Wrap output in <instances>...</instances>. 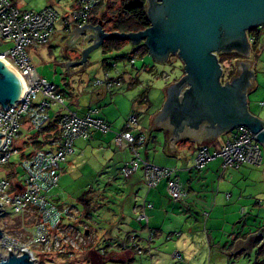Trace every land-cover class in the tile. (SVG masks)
<instances>
[{
  "label": "rangeland",
  "instance_id": "obj_1",
  "mask_svg": "<svg viewBox=\"0 0 264 264\" xmlns=\"http://www.w3.org/2000/svg\"><path fill=\"white\" fill-rule=\"evenodd\" d=\"M71 1L13 0V3L22 10L31 8L40 10L48 5H52L63 15L70 10ZM62 29L63 23L62 19H60L56 24L57 32L48 44L38 49L30 48L28 50L31 63L37 74L60 89L68 105L78 107L79 104L85 105L91 103L89 106L99 110L98 117H103L104 113L109 112L110 115L116 118L115 120L119 124L122 121H127L131 115L135 114L139 116L140 128L148 135V139L161 138L163 132L152 128L153 120L166 100L168 86L183 76V61L175 54L171 55L167 62H158L149 53L140 52L142 45H134L130 41H125L120 48L111 51L104 50L103 46L95 49L90 53L85 67L70 65L69 63L76 62L81 58L82 51L87 47L89 42L86 43V41L81 39L75 43V47L73 48L72 39H68L67 33L63 32ZM221 54L224 53H220L219 58L222 56ZM229 54L233 55V61L228 60L221 63L224 69L223 82L227 81L230 69H237V60H242L243 58L239 54H234V52ZM132 56L136 58L134 66L129 61V57ZM109 64L112 65V67L107 69L110 76L122 78V87L113 91L106 89L104 86L95 87L94 85L96 79H103L105 77V67ZM255 67V73L259 74V82L262 87L249 97V108L260 117H264V107L261 106V103L264 101V55L258 58ZM100 93H103L104 97L96 99L92 103L93 97H96ZM73 95L74 101L72 102L70 96ZM40 99L41 96L37 95L35 100L39 101ZM75 101L79 102V104ZM51 114L54 116V109L51 110ZM112 124L115 128H119L117 127L119 125H116L113 121H111V127ZM28 130L26 128L22 130L20 137L15 141V146L21 149L22 153L14 155L11 159L12 163H16V165H12L14 171L11 172L8 166H0V177H6L12 185L16 182V174L18 176L23 173L22 168L18 166L22 154H28L37 146L36 140L39 139L38 135L33 130L29 131L28 134ZM89 143V140H79L76 143L77 147L84 150L89 149V151H86L87 153L84 156H80V160L77 163L71 164L70 160L66 162L60 174L59 187L55 189V192L62 193L61 199L63 202L77 209V227L89 236V246L84 248L82 252H77L74 259L58 255H39L40 264H83L85 258L91 256L93 257V260L90 259L92 263L84 264H124L122 263L123 260L117 262V255L113 258L107 256L106 259L98 255L101 254L100 249L109 242L119 243L123 240L129 242L128 237L130 235L128 236L124 232V225L122 219H120L123 210H125V214L130 216L128 218L133 219L139 227L147 228L146 235H142V237L146 240L149 239L148 225L145 222L140 224L137 220V213H133L136 211V204H141L143 198H139V201H134V194L132 193L131 186L128 185L130 178L118 175L116 163L111 164L108 160L99 163L96 155L100 154L99 152H95L94 155H90L92 149L90 150ZM153 144L154 142L151 141V145ZM143 149L144 147L139 150L142 156L148 159L145 157ZM149 152L150 156L153 155L151 148ZM252 170L258 171L257 168L252 166L230 167L226 170L227 177L230 174L235 179H240L239 176L241 174V177H243L241 178L242 180L231 181L233 183L232 188L224 191V194L228 192L232 193L233 187H237L236 193H232V199L227 200L231 201V203L227 202L228 206L218 208V211L214 215H211L214 227L209 225L210 222L207 225L209 216L204 211V206H206L204 199L197 196L191 198V202H197L195 205H190V210L193 212V215L190 216V213L186 212L187 205L182 200L175 201L167 192H162L159 195V200L154 205L153 211L160 212L163 215L162 219L165 218V211L169 212V221L165 222L167 226L163 225L162 234L158 238L154 236L155 240L151 245L154 257L151 258L150 254L146 251L148 244L144 246V242L143 244L137 242L140 247L145 248V251L142 254H134L135 259L131 264H219L223 261H226L225 264H253L259 257L257 253L258 247H255L250 253L244 252L227 257L226 254L230 252H223L219 247H215L214 249L209 244L208 236L209 233H212L211 231H215L218 232L220 238L226 237L227 233L225 232L228 230L231 232L233 227H239L245 220L248 222L247 229L252 228L256 230L257 226H260V223L264 224V194L256 195L258 186L261 183L257 180H245ZM140 174L141 170L136 173L137 176H140ZM218 177H215L213 184L216 183ZM212 182L213 180L211 179L206 182V185L208 184L210 188L205 190H215L211 187L213 186ZM235 183L238 186L234 185ZM85 194L89 200L88 206L81 201V197ZM244 199L250 201L251 204L245 205L243 202H236L240 200L244 201ZM248 201L245 203L248 204ZM225 207L228 208L226 209ZM242 209H245L244 213H242ZM206 210L210 214L212 213L208 205ZM9 211L11 212L12 210L9 209ZM150 212L151 210H149V214ZM226 216L229 218L227 219ZM22 222L27 223L28 220L17 216L5 221L0 220V225H4L8 231L16 232L18 224ZM227 222L230 223L227 224ZM173 230L179 231L183 235L181 237H177L176 233L170 235ZM195 232L198 238L200 236L199 240H189V243L185 244V246L181 245L183 239L188 238L191 233ZM168 234L172 236L170 239H167ZM132 235L135 236L136 234L131 233ZM178 249L182 252L183 256L180 260L173 259L172 257V254Z\"/></svg>",
  "mask_w": 264,
  "mask_h": 264
},
{
  "label": "built area",
  "instance_id": "obj_2",
  "mask_svg": "<svg viewBox=\"0 0 264 264\" xmlns=\"http://www.w3.org/2000/svg\"><path fill=\"white\" fill-rule=\"evenodd\" d=\"M105 0H74L72 9L61 15L54 6L48 5L41 10H22L13 0H0V59L9 63L22 77L25 92L16 105L6 108L0 104V166L14 169L11 159L22 153L15 146L25 128L38 135L36 148L28 154L23 153L20 166L21 175L16 174V182L12 185L6 177H0V220L23 217L27 223H19L16 232L8 231L0 225V258L10 256V250L16 256L27 251L33 264H40L39 255H58L74 259L77 252L89 246V236L77 227V209L63 202L60 192L55 189L60 184V174L68 158L76 152V141L89 139L94 132L113 133L115 144L128 147L131 158L120 169V175L129 178L139 170L143 171L144 182L148 189L155 188L163 180L169 196L175 200H183L186 191L175 167L160 166L145 159L140 150L148 142V135L140 128L139 116L131 115L123 130L113 131L110 124L97 116L99 110L88 108L80 114L66 103L64 94L46 79L39 76L29 57L30 48H38L48 44L56 32V24L62 19L66 31L82 27L90 22L94 8ZM130 64H136L134 56L129 58ZM95 87L104 86L113 91L122 87L121 77H111L108 70L103 79H96ZM37 95L41 96L36 101ZM264 106V102L261 103ZM57 108L55 118L58 119L59 135L50 136L48 129L53 121L51 110ZM264 123V120H263ZM221 158L223 169L251 165L259 167L264 163L262 145L255 134L247 126H238L217 150H211L202 144L195 156L194 167L202 170L216 158ZM229 196V195H228ZM153 204L143 198L136 204L135 212L138 222L148 225L147 210ZM9 209L12 211L10 212ZM76 210V211H75ZM154 231H149L147 253L151 258V246ZM127 241L113 243L123 249L130 244L135 246L138 254L145 248L137 244L136 237ZM69 252V254H65ZM104 254L105 249H100ZM173 259H181L179 251L172 254Z\"/></svg>",
  "mask_w": 264,
  "mask_h": 264
},
{
  "label": "water",
  "instance_id": "obj_3",
  "mask_svg": "<svg viewBox=\"0 0 264 264\" xmlns=\"http://www.w3.org/2000/svg\"><path fill=\"white\" fill-rule=\"evenodd\" d=\"M147 14L150 26L137 32H108L101 22L76 27L73 38L83 37L89 43L81 58L69 64L85 67L90 53L110 39L144 45L161 63L176 54L183 61L184 74L168 86L154 119L156 127L168 122L173 127L171 141H175L182 133L212 138L247 126L264 148V119L250 110L248 101L256 75L252 62L246 60L255 45L249 33L264 26V0H147ZM231 52L243 58L236 62L238 74L223 82L219 54ZM24 92L20 74L0 59V104L4 108L16 105ZM256 238L264 239V227L246 241L239 239L231 252L246 249L250 253ZM23 252L16 256L10 250L0 264H33L31 254Z\"/></svg>",
  "mask_w": 264,
  "mask_h": 264
},
{
  "label": "crops",
  "instance_id": "obj_4",
  "mask_svg": "<svg viewBox=\"0 0 264 264\" xmlns=\"http://www.w3.org/2000/svg\"><path fill=\"white\" fill-rule=\"evenodd\" d=\"M71 2H72V4L70 5L71 6L70 10L73 7L74 0H72ZM27 10H36V9L31 8V9H27ZM68 12L64 13L63 15L67 14ZM89 23H91V22H89ZM74 29L75 28H71L68 31H66L64 29V27L62 29L63 32L67 33L68 39L69 38L72 39L73 48L75 47V43L77 41L81 40V38H82V37H78L77 39L73 38V36H75ZM260 30H261V35L258 39V42L256 45L253 46L250 57H248L246 59V60H249L252 62L251 68L254 71L256 69L255 66L257 64L258 58L264 55V26L261 27ZM56 32H57V30H56ZM250 37L253 38L252 36H250ZM38 48H40V47H38ZM38 48H35V49H38ZM255 75L256 76H255L254 86H253V89L250 90L248 93V99L250 96L254 95L257 92V90H259L262 87L261 83L259 82V74L255 73ZM73 97H74V95L70 96L72 102L74 101ZM103 97H104L103 93L98 94L96 97H93L92 103H94L96 101V99H100V98L102 99ZM75 102H77V101H75ZM77 103L79 104V102H77ZM89 105H91V103L85 104V105L79 104L78 107H76L74 105L73 106L69 105V106L71 109L82 114L88 108H93ZM56 111H57V108L54 109V116H55ZM252 112L254 114L258 115L256 112H254V111H252ZM54 116H53V121H52V123L48 129L50 136L59 135L58 119L55 118ZM100 118L104 119L105 121L107 120V122H109L110 125H111V121H113L116 125L118 124L119 126H117V127H119V128H115L112 124L111 128L113 131L114 130L115 131L123 130V128L125 126V122H126V121H124V122L122 121L119 124V122L117 120H115L116 118L114 116L110 115L109 112L104 113L103 117H100ZM261 118L264 119V117H261ZM152 128L155 130H161L163 132L162 133L163 136L161 138L156 137L153 140L148 139V142L143 149L145 151V155H146L145 157H147L151 162H153L157 165L177 168L178 176L180 177V180H181L183 187L186 191V195H185L184 199L182 200V202L187 205V211L186 212L187 213L189 212L190 216L193 215L192 210H190V208H191L190 205H195V203L197 201L191 202L192 197L197 196L198 198L204 199V202L206 204V206H204V211H205V214L207 216H209L208 220H207V225L210 222L209 225H211V227H214V224H212L211 215H214V213H216L218 211L217 210L218 208L228 206L227 202L231 203V201H227V200L232 199V197H233L232 193H236L237 187H233L234 189H232L233 190L232 193L228 192V193L224 194V191L229 189V188H232V186H233L232 182L242 180L241 178L243 176L241 177V175H242L241 174L239 176L240 179H237V178L235 179L232 176V174H230L229 177H227V175H226L227 171L226 170L228 168L223 169L222 160L219 157L212 160L211 162H209L206 165V167L202 170H198L194 167V161H195L196 152L202 144L208 145L211 150H217L222 145V143H224L227 139L232 137L233 131H229V132H226L222 135H219L217 137H212V138H205L204 133L198 134V135H189V134L182 133L181 138H179L175 141H171V138L173 137V127L168 122L163 123L162 127H156L154 120H153ZM79 140H89L90 150L92 149L91 150L92 152L90 155H94L95 152H99L100 155H96V159L99 163H101L102 161H105V160H108L109 162H111V164L116 163L117 173L119 176H121L120 175V169L124 165V163L127 162L131 158V151L128 147L117 146L115 144L114 134L112 132L108 133V134H103L99 131H96V132H94L92 137H90L89 139H79ZM79 140H77L76 143ZM151 141L154 142L153 145H151ZM76 143H75V145H76ZM150 148L152 149V152H153V155H151V156H150V152H149ZM86 151H89V149L84 150V149H81L80 147H77V145H76V152H75V154L71 155L68 158V161L70 160L69 162L71 164L77 163L80 160V156H84L87 153ZM242 166H251V165L245 164V165H241V166L236 167V168H240ZM252 167H255L258 169V171H256L257 173L253 170L250 171L248 174V177L245 180L246 181L257 180L261 183V185L258 186V190H257V194H256L258 196L260 194H264V185H263L264 183H262L264 181V163L259 167H256V166H252ZM258 175H260V177H258ZM217 176H219L218 180L216 181L215 184H213L215 181V177H217ZM129 178H130V181H128V185L131 186L132 193L134 194V201L135 202L139 201V198H146L149 202H151L153 204V207L147 210V214L149 216V223H148L147 227H148V231L154 230L156 232L155 238L156 237L158 238L163 232V230H162L163 225L164 224L166 225L165 222L169 221V218H168L169 212L165 211V213H166L165 218L162 219L163 215L158 211H153V209H154L155 203L159 200V195H161L162 192L163 193L167 192V194H168L167 187H166V181L163 180L155 188L148 189L147 185L144 182L142 170H141L140 176H137L135 173L134 175H132ZM210 179L213 180V182H212L213 186H211V187H213V189H215L214 191L205 190L207 188H210V187H208V184L206 185V182H208ZM234 185L238 186L237 183H235ZM145 191H146V193H145ZM206 191H208V192H206ZM202 194H204V195H202ZM140 195H142V196L140 197ZM198 198H197V200H198ZM246 201H248V200L244 199V201L240 200V201H236V202L237 203L243 202L245 205L251 204L250 201H248V204H246L245 203ZM255 204H257V203H255ZM207 205L210 207V209L212 211L211 214L209 212H207V210H206ZM230 205L232 206V204H230ZM133 208H134V206H133ZM195 208H197V207L195 206ZM225 208L227 209L228 207H225ZM149 210H151L150 214H149ZM244 212H245V209H242V213H244ZM133 213H136V212L134 211ZM185 215H186V213H185ZM128 217H130V216L125 214V210H123L121 213L120 219H122V222L124 225V229H123L124 232H126L128 234V236L129 235L131 236V233H134V235L136 234L135 237L138 238V242H140L142 244L144 242V246L145 245L147 246V244H149L148 240H146L145 238L142 237V235H146L147 228L141 227V226L139 227V225H137V223H135V221L133 219L131 220ZM226 218H227V216H226ZM160 220H161V222H160ZM196 220H197V218H196ZM228 223H230V222H227V224ZM247 225H248V222H247V220H245L244 223L242 225H240L239 227H233V230L231 232H230V230L225 232V233H227V236L226 237L223 236L222 238H220V236L218 235V232L211 231L212 233L208 234L209 244L211 246H213L214 249H215V247H219L223 252H226V253L230 252V253L226 254L227 257H231L232 255L242 254V253L246 252V249H242L239 252H237L236 254L231 252L235 247V243L239 239L246 241L251 234L257 233L259 230H261L264 227V224L260 223V226H257L258 228L256 230H254L252 228L247 229V227H246ZM120 230L123 231L122 229H120ZM190 232H192V231L190 230ZM172 233H174V234L176 233L175 235L177 237H181L183 235V234H180L181 232L176 231V230H173V232H171L170 235H172ZM170 235L168 234L167 239H170L172 237ZM196 236H197V238H195ZM199 238H200V236H199ZM199 238H198V235L196 232L191 233L188 238L183 239V243H181V245L185 246V244L189 243V240L195 241L194 239L199 240ZM154 240L152 241L151 244H153ZM262 242H264L263 238H260V239L256 238L255 241L253 242L252 250L255 247H258L260 244H262ZM117 250L121 251V249L120 250L117 249ZM125 251L128 252V250H126V249H125ZM177 251H179L182 254V252L179 249ZM129 255L130 254H128V255L126 254V255H124V257H128ZM225 263H226V261H223V262H220L219 264H225Z\"/></svg>",
  "mask_w": 264,
  "mask_h": 264
},
{
  "label": "trees",
  "instance_id": "obj_5",
  "mask_svg": "<svg viewBox=\"0 0 264 264\" xmlns=\"http://www.w3.org/2000/svg\"><path fill=\"white\" fill-rule=\"evenodd\" d=\"M90 22L94 25L101 22L103 28L108 32H113V31L137 32V31L144 30L150 26V20L147 14V0H105L94 8V10L91 13ZM260 35H261V30L257 28L252 29L251 32L249 33V36H252L254 38L255 45L257 44ZM124 43L125 41L123 40L110 39L104 42L103 48L106 51H111L113 49L120 48L121 45ZM140 52L148 53V50L144 45H142ZM234 54L238 55V53H235V52ZM221 55L222 56H220L219 58L221 63L224 61H228V60L233 61L232 60L233 55L229 53H224ZM110 67H112V65L109 64V65H106L105 68L107 70ZM237 74H238V70L236 68L230 69L227 80L229 78L236 76ZM36 142H39V141H36ZM81 201L87 206L89 205L88 203L89 200L86 194L81 197ZM154 233L156 232L154 231ZM130 237L131 236H129L128 239ZM136 242H138L137 237H136ZM103 248L105 249V252L102 255L98 254L99 256L101 257L103 256L104 258L103 257L102 258L106 259L107 256H110L113 258V257H116L115 255H117L118 257L117 262H119V260L120 261L123 260L122 263L124 264H131L135 259L134 254H138L133 244H130L128 248H126L128 252H126L125 249L119 246H116V245L114 246L113 242H109L105 244ZM117 249L119 250L121 249V251H118ZM257 250H258L257 253L259 257L253 264H264V242H262V244L258 246ZM125 253L127 255L128 254L130 255L128 257H124V255H126ZM65 254H69V252ZM182 257L183 256L181 254V259ZM90 259L93 260V257L92 256L86 257L85 262H83V264L92 263ZM103 261H113V260H103Z\"/></svg>",
  "mask_w": 264,
  "mask_h": 264
},
{
  "label": "flooded vegetation",
  "instance_id": "obj_6",
  "mask_svg": "<svg viewBox=\"0 0 264 264\" xmlns=\"http://www.w3.org/2000/svg\"><path fill=\"white\" fill-rule=\"evenodd\" d=\"M82 38H83V37H82ZM229 79H231V78H229ZM229 79H228V80H229Z\"/></svg>",
  "mask_w": 264,
  "mask_h": 264
},
{
  "label": "bare ground",
  "instance_id": "obj_7",
  "mask_svg": "<svg viewBox=\"0 0 264 264\" xmlns=\"http://www.w3.org/2000/svg\"><path fill=\"white\" fill-rule=\"evenodd\" d=\"M24 87H25V84H24Z\"/></svg>",
  "mask_w": 264,
  "mask_h": 264
}]
</instances>
